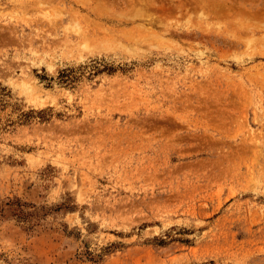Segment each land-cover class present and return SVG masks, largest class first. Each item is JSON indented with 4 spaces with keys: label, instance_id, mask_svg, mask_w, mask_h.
I'll return each instance as SVG.
<instances>
[{
    "label": "rangeland",
    "instance_id": "obj_1",
    "mask_svg": "<svg viewBox=\"0 0 264 264\" xmlns=\"http://www.w3.org/2000/svg\"><path fill=\"white\" fill-rule=\"evenodd\" d=\"M262 87L264 0H0V264H264Z\"/></svg>",
    "mask_w": 264,
    "mask_h": 264
},
{
    "label": "bare ground",
    "instance_id": "obj_2",
    "mask_svg": "<svg viewBox=\"0 0 264 264\" xmlns=\"http://www.w3.org/2000/svg\"><path fill=\"white\" fill-rule=\"evenodd\" d=\"M262 88H264V87H262ZM255 112V111H254Z\"/></svg>",
    "mask_w": 264,
    "mask_h": 264
}]
</instances>
